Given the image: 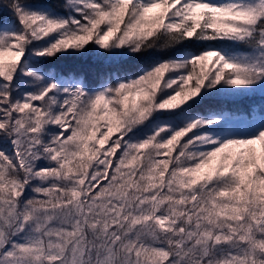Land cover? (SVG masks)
<instances>
[{
  "label": "snow or ice",
  "instance_id": "snow-or-ice-1",
  "mask_svg": "<svg viewBox=\"0 0 264 264\" xmlns=\"http://www.w3.org/2000/svg\"><path fill=\"white\" fill-rule=\"evenodd\" d=\"M0 264H264V0H0Z\"/></svg>",
  "mask_w": 264,
  "mask_h": 264
},
{
  "label": "trees",
  "instance_id": "trees-1",
  "mask_svg": "<svg viewBox=\"0 0 264 264\" xmlns=\"http://www.w3.org/2000/svg\"><path fill=\"white\" fill-rule=\"evenodd\" d=\"M95 59L89 55L88 57L76 58V57H64L57 61V65L64 69H72L78 71H84L91 74V69L95 67Z\"/></svg>",
  "mask_w": 264,
  "mask_h": 264
}]
</instances>
